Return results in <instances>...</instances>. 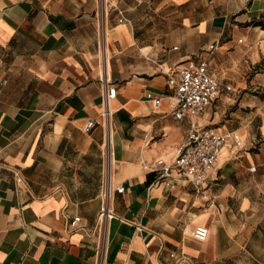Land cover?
<instances>
[{"label":"crops","instance_id":"1","mask_svg":"<svg viewBox=\"0 0 264 264\" xmlns=\"http://www.w3.org/2000/svg\"><path fill=\"white\" fill-rule=\"evenodd\" d=\"M263 17L264 0H0V264H264ZM190 60L219 94L178 121L153 62ZM191 123L243 147L199 190L152 185Z\"/></svg>","mask_w":264,"mask_h":264},{"label":"built area","instance_id":"2","mask_svg":"<svg viewBox=\"0 0 264 264\" xmlns=\"http://www.w3.org/2000/svg\"><path fill=\"white\" fill-rule=\"evenodd\" d=\"M118 14V23H125L122 13L118 12ZM153 64L166 77L167 88L171 90L172 115L178 121L186 116L195 119L201 117L219 94V84L209 73L204 62L190 60L174 72L164 69L161 63L153 62ZM103 97L105 102L114 98L115 89H107L104 84ZM145 98L151 101L155 108L160 106L162 100L161 97L152 94H146ZM109 115L105 107L99 120H90L85 124L83 133H89L95 126L105 124ZM107 143L108 141L105 144L106 155H108ZM242 147L243 142L236 132L214 128L200 129L196 123H191L184 141L175 148L174 158L170 161L158 160L155 167L149 170L154 175L152 185L163 182L166 187L188 185L199 190L214 170L222 150L229 148L230 153L236 158L237 151ZM250 171L255 172V168L252 167ZM115 193L122 194L123 188H116ZM107 194L109 189L107 190L106 187L102 195L104 200L107 199ZM107 218H110V215L105 205L98 217L101 228ZM78 222L79 219L76 218L70 224L74 227ZM192 237L198 241H205L208 230L198 226L192 231Z\"/></svg>","mask_w":264,"mask_h":264},{"label":"trees","instance_id":"3","mask_svg":"<svg viewBox=\"0 0 264 264\" xmlns=\"http://www.w3.org/2000/svg\"><path fill=\"white\" fill-rule=\"evenodd\" d=\"M251 24L253 26H255V27H260L261 29L264 30V17L261 18L260 20H257V21L252 22ZM152 176H154V175H152ZM151 179H152V177L149 176L147 182H149Z\"/></svg>","mask_w":264,"mask_h":264}]
</instances>
